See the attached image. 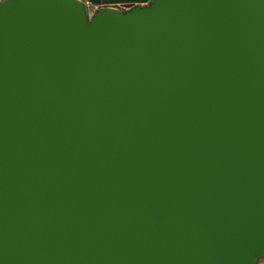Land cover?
Returning <instances> with one entry per match:
<instances>
[{
    "label": "water",
    "instance_id": "obj_1",
    "mask_svg": "<svg viewBox=\"0 0 264 264\" xmlns=\"http://www.w3.org/2000/svg\"><path fill=\"white\" fill-rule=\"evenodd\" d=\"M264 259V0L0 3V264Z\"/></svg>",
    "mask_w": 264,
    "mask_h": 264
},
{
    "label": "crops",
    "instance_id": "obj_2",
    "mask_svg": "<svg viewBox=\"0 0 264 264\" xmlns=\"http://www.w3.org/2000/svg\"><path fill=\"white\" fill-rule=\"evenodd\" d=\"M85 4L87 10L96 12L102 8H117L129 10L133 7H143L149 5L153 0H80ZM129 7V8H128ZM264 264V263H261Z\"/></svg>",
    "mask_w": 264,
    "mask_h": 264
},
{
    "label": "rangeland",
    "instance_id": "obj_3",
    "mask_svg": "<svg viewBox=\"0 0 264 264\" xmlns=\"http://www.w3.org/2000/svg\"><path fill=\"white\" fill-rule=\"evenodd\" d=\"M87 13H88L89 18H91L94 15V12H92L91 10L90 11L87 10ZM261 263H264V259L263 258H258L257 264H261Z\"/></svg>",
    "mask_w": 264,
    "mask_h": 264
},
{
    "label": "built area",
    "instance_id": "obj_4",
    "mask_svg": "<svg viewBox=\"0 0 264 264\" xmlns=\"http://www.w3.org/2000/svg\"><path fill=\"white\" fill-rule=\"evenodd\" d=\"M5 1H8V0H0V3L5 2Z\"/></svg>",
    "mask_w": 264,
    "mask_h": 264
},
{
    "label": "trees",
    "instance_id": "obj_5",
    "mask_svg": "<svg viewBox=\"0 0 264 264\" xmlns=\"http://www.w3.org/2000/svg\"><path fill=\"white\" fill-rule=\"evenodd\" d=\"M129 8V7H128Z\"/></svg>",
    "mask_w": 264,
    "mask_h": 264
}]
</instances>
